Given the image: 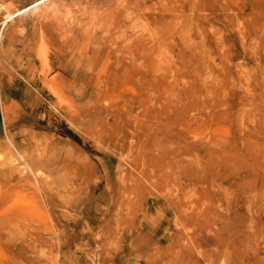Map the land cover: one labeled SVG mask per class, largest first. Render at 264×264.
Returning <instances> with one entry per match:
<instances>
[{"label": "rangeland", "instance_id": "1", "mask_svg": "<svg viewBox=\"0 0 264 264\" xmlns=\"http://www.w3.org/2000/svg\"><path fill=\"white\" fill-rule=\"evenodd\" d=\"M2 1L0 264H264V0Z\"/></svg>", "mask_w": 264, "mask_h": 264}, {"label": "built area", "instance_id": "2", "mask_svg": "<svg viewBox=\"0 0 264 264\" xmlns=\"http://www.w3.org/2000/svg\"><path fill=\"white\" fill-rule=\"evenodd\" d=\"M16 14L17 12L8 11L3 4V1L0 0V50L4 43L7 29L12 21L16 18Z\"/></svg>", "mask_w": 264, "mask_h": 264}, {"label": "bare ground", "instance_id": "3", "mask_svg": "<svg viewBox=\"0 0 264 264\" xmlns=\"http://www.w3.org/2000/svg\"><path fill=\"white\" fill-rule=\"evenodd\" d=\"M16 15H18V13H17ZM13 16H14V15H13ZM97 44H98V45H96L97 49H100V50L104 49V46H105V41H104V40H103V41H102V40H99ZM134 59H135V58H134ZM117 61H119V60H117ZM40 188H41L42 191L44 192V194H45V198H46L47 200H49V199H50L49 191H47L46 187H45L43 184H40ZM102 195H103L102 198H106V197H107L105 194H102ZM110 203H111V204L114 203V199H113V197H112ZM49 207H50V206H49ZM120 220H121V219H120V217L118 216L117 218L113 219L112 221H111V220H106V219H101V220H99V222L104 223V224H112V223H119Z\"/></svg>", "mask_w": 264, "mask_h": 264}, {"label": "trees", "instance_id": "4", "mask_svg": "<svg viewBox=\"0 0 264 264\" xmlns=\"http://www.w3.org/2000/svg\"><path fill=\"white\" fill-rule=\"evenodd\" d=\"M69 135H70L72 138H75V140H78V141H79V139H78L73 133H70V132H69Z\"/></svg>", "mask_w": 264, "mask_h": 264}]
</instances>
